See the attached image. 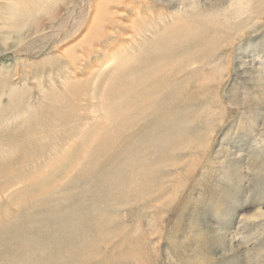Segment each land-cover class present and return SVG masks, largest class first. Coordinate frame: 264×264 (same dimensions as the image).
<instances>
[{
    "label": "rangeland",
    "instance_id": "374dc122",
    "mask_svg": "<svg viewBox=\"0 0 264 264\" xmlns=\"http://www.w3.org/2000/svg\"><path fill=\"white\" fill-rule=\"evenodd\" d=\"M19 1L0 0V264H264V0L113 5L101 30L75 0L61 33L14 22ZM174 22L183 68L140 94L131 55Z\"/></svg>",
    "mask_w": 264,
    "mask_h": 264
},
{
    "label": "bare ground",
    "instance_id": "6f19581e",
    "mask_svg": "<svg viewBox=\"0 0 264 264\" xmlns=\"http://www.w3.org/2000/svg\"><path fill=\"white\" fill-rule=\"evenodd\" d=\"M153 1V2H152ZM97 0V2L94 4V8L93 11L95 12V14L92 16L93 21L95 22V29L96 30H101L103 29V27L105 26L104 23L107 20H112V12H111V6L116 5L119 6L121 4H125L126 6L129 7H133L134 4L139 3V9H144V11L150 10V9H154L156 7V3H166L164 2L165 0ZM170 1V0H169ZM172 1V0H171ZM22 4L18 5H14L10 7V16L13 19L14 22L19 23V22H23V21H27V20H34L37 18L40 19H48L50 21V25H48L49 27L51 26L52 29L55 28H59V32H67L70 30V28H67L69 26V20L72 16V13L76 7V3L75 0H20L19 1ZM172 3V2H171ZM9 9V8H8ZM115 9V8H114ZM62 10L66 11V16L61 17V19H58L59 17V12H61ZM118 10V8H117ZM92 11V12H93ZM119 11V10H118ZM164 11V10H163ZM194 11V10H193ZM97 12L99 14H97ZM179 12V11H178ZM187 12V11H186ZM129 13V12H128ZM127 13V14H128ZM131 13V12H130ZM181 13V11H180ZM197 13V12H196ZM183 14V13H182ZM9 15V14H8ZM170 15V13H169ZM188 15V14H187ZM131 16V15H130ZM134 16V15H133ZM172 16V15H171ZM179 17V16H178ZM202 17H205L204 15H202ZM181 19V18H180ZM124 20V19H123ZM71 21V20H70ZM92 21V20H91ZM192 21V20H191ZM195 22V21H194ZM27 23V22H26ZM37 23V22H36ZM221 23V22H220ZM20 24V23H19ZM82 24H84V20L79 21L77 28L71 32V33H67V35H71L72 33H76L77 31H79L82 28ZM132 24V23H131ZM130 24V25H131ZM151 25H149V27H153V29L156 31L154 23H150ZM11 25V24H10ZM24 25V24H22ZM134 25V24H133ZM175 25V26H174ZM174 25L170 26H164L163 30H161L160 32L156 31L157 34L154 35L153 40L149 43H145L146 39H144V44L143 45H139L138 49H137V53H134L133 55H131L132 58H138L137 60L139 61L138 64H136L132 70L129 71V74L127 73L126 75H130V76H138L137 78H135V85L133 84V86H135L134 89L139 90L142 86H144L145 84L151 82L150 84H148L147 86H145V88L142 90V92H140V94H147L150 92H153L154 90H156V87L161 86V85H167L170 86L172 79H170V77L167 76V74L169 73V71H176V70H181L182 64L181 65H174V67L169 68V71H167V64L168 61H170V59H172V57H175L176 55H180L181 53L187 51V49L190 47L189 45H184V43H180V37L176 36V34H174V36H171L169 31H180L183 30L184 25L181 22H174ZM15 26V25H14ZM174 26V27H173ZM223 26V25H222ZM50 27V28H51ZM112 27V26H111ZM110 27V28H111ZM136 25L134 26V32H137L136 30ZM171 27H173L171 29ZM109 29V28H108ZM118 29V28H117ZM191 29V28H190ZM44 29H40L39 31H43ZM152 31V30H151ZM155 31H152V33H154ZM191 31V30H190ZM140 36H144L146 35V33H142L141 31H139ZM155 32V33H156ZM127 34V33H126ZM30 36V35H27ZM26 36H24L23 38H25ZM70 37V36H69ZM141 37V38H142ZM118 40V39H117ZM121 40V39H120ZM141 40V39H140ZM110 42V41H109ZM115 42V41H114ZM119 42V41H118ZM107 43V42H106ZM140 43V42H139ZM89 44V43H88ZM105 44V43H104ZM123 44V43H122ZM171 45V48L167 45ZM97 45V44H96ZM115 45V44H114ZM121 45V44H120ZM110 46V45H109ZM113 46V45H112ZM118 46V45H117ZM135 48H137V45ZM212 46V45H211ZM107 48V47H106ZM110 48V47H109ZM118 48V47H117ZM202 49V48H201ZM200 49V50H201ZM15 50V49H14ZM22 50V49H21ZM30 50V49H29ZM119 51H122V48L118 49ZM30 52V51H29ZM28 52V53H29ZM18 54V53H17ZM21 54V53H20ZM31 54V53H30ZM130 55H125L122 59H120V62L125 61V59L127 57H129ZM113 57V56H111ZM109 58L108 61H111L112 58ZM131 58V59H132ZM195 58V57H194ZM212 60H210L209 63H211ZM112 62V61H111ZM146 64H143V63ZM194 63H199V61ZM144 66V67H143ZM7 67V66H6ZM112 71V70H111ZM192 71V70H191ZM8 72V71H7ZM30 73V72H29ZM133 74V75H132ZM2 77H5L4 74H2ZM154 75V76H153ZM151 77V78H150ZM159 77V79L157 78ZM192 77V76H191ZM27 78V77H26ZM33 78V77H32ZM150 78V79H149ZM161 78V79H160ZM188 79V78H187ZM11 80V79H10ZM21 80V79H20ZM31 80V79H30ZM34 80V79H33ZM151 80V81H149ZM157 80H159L157 83H155ZM12 81V80H11ZM134 81V79H133ZM21 82V81H20ZM7 79H2L0 80V88H5L7 87ZM13 88V87H12ZM2 90V89H1ZM2 93V92H1ZM138 94V95H140ZM3 97V96H2ZM101 98V97H100ZM8 99V98H7ZM11 103V102H10ZM3 105V104H2ZM12 105V104H11ZM10 106V105H9ZM4 107V106H3ZM5 111V110H4ZM21 112V111H20ZM16 116V115H15ZM21 117V116H20ZM11 120V119H10ZM13 125V124H12ZM11 125V126H12ZM19 125V124H18ZM15 126V125H14ZM21 127V126H20ZM137 133V132H136ZM129 138V137H127ZM46 142V141H45ZM96 151V150H95ZM94 151V152H95ZM85 158V157H84ZM103 158V157H102ZM108 158V157H107ZM104 159V158H103ZM106 159V158H105ZM105 161V160H104ZM111 161V160H110ZM4 162V161H3ZM109 163V162H107ZM106 164V162H105ZM34 166H38L37 164H35ZM113 167V166H112ZM66 172V171H65ZM122 173V172H121ZM120 173V175H121ZM40 178V177H39ZM82 179V178H81ZM12 180V179H11ZM10 180V181H11ZM78 181V179H75ZM7 181H9V178H7ZM5 182V184L2 187H9L8 184L9 182ZM28 182V181H27ZM38 181H34L35 184H37ZM76 183V182H75ZM25 184V183H24ZM39 186V185H38ZM71 183L69 184V186L64 189V193L61 196V198L55 199V200H51L50 204L53 202H64L65 200H67L68 197L71 196V192L70 189L71 188ZM41 187V186H40ZM49 193H52L51 188ZM9 190V189H8ZM44 190V189H43ZM89 190V189H88ZM21 191V190H20ZM90 191V190H89ZM92 192V191H90ZM35 195V194H34ZM24 196V195H23ZM12 200V199H11ZM103 200V199H101ZM105 201V200H104ZM2 202H0L1 204ZM103 203V202H101ZM30 205L33 206L34 209H38L41 206V203H36V201H31L29 203ZM39 204V206H37ZM48 204L49 207H51L52 205ZM19 205V204H18ZM64 205V203H63ZM101 205V204H100ZM17 206V205H16ZM20 206V205H19ZM18 206V207H19ZM26 206V205H25ZM18 209V208H17ZM15 209V210H17ZM66 210V209H64ZM103 210V209H101ZM93 211V210H92ZM64 212V211H63ZM94 212V211H93ZM100 212V211H99ZM18 213V212H17ZM33 213V212H32ZM65 213V212H64ZM68 214V212L66 213ZM65 214V215H66ZM105 214V213H104ZM105 216V215H104ZM63 217V216H62ZM68 217V216H67ZM66 218V217H65ZM97 218V217H96ZM95 218V219H96ZM29 219H31V212H29L26 221H28ZM68 219V218H67ZM94 219V220H95ZM10 221V220H8ZM13 221V220H12ZM81 221V220H80ZM2 222V221H1ZM79 223V222H78ZM20 226V225H19ZM66 226V225H65ZM4 228V227H3ZM32 228V227H31ZM79 228V227H78ZM81 230V229H80ZM94 231V230H93ZM25 233V232H24ZM103 233V232H102ZM83 234V233H82ZM34 235V234H33ZM77 236V235H76ZM25 238V237H24ZM23 238L22 243L23 245L25 244L26 246L24 248H19L20 251H31V252H35V250L37 249L38 246V241L34 236L35 241H33L34 239L31 237H26L25 239ZM8 240V239H7ZM31 240V242H30ZM85 240V239H84ZM9 244H11L10 246L13 249H16L13 244L8 241ZM31 243V245H30ZM58 245V244H57ZM68 248V247H67ZM56 249V248H55ZM18 250V249H17ZM14 251V250H13ZM40 251V250H39ZM17 252V251H16ZM17 254V253H16ZM19 254H17L18 256ZM36 255V254H35ZM49 255V254H48ZM20 257V256H19ZM22 257V256H21ZM28 259L30 258L29 256H27ZM85 257V256H84ZM23 258L26 259L25 256H23ZM60 258V257H59ZM10 260V259H9ZM55 260V259H54ZM66 260V259H65ZM49 261V260H48ZM69 262V261H67ZM84 262V261H83ZM28 263V262H27ZM33 263L32 261L29 262ZM20 264V263H19Z\"/></svg>",
    "mask_w": 264,
    "mask_h": 264
}]
</instances>
